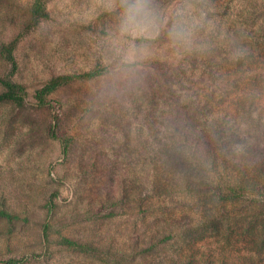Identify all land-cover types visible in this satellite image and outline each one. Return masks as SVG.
<instances>
[{"label": "rangeland", "instance_id": "obj_1", "mask_svg": "<svg viewBox=\"0 0 264 264\" xmlns=\"http://www.w3.org/2000/svg\"><path fill=\"white\" fill-rule=\"evenodd\" d=\"M32 1L0 0V43L19 35ZM254 2L256 11L249 9ZM157 3L168 22L179 10L189 23L183 0ZM229 3L223 16L214 12L208 28L216 22L223 30L235 26L249 35L226 40V50L218 55L224 66L215 67L225 74L219 77L224 82L217 80L205 91L214 96L217 110L239 116L243 104L264 109V30L257 29L262 0ZM48 10L51 19L16 44L13 74L0 57V75L12 74L28 92L22 107L0 103V209L20 217L13 225L0 219V262L45 252L43 227L48 224L52 255L23 264H113L59 245L62 237L130 256L119 264H177V259L264 264V197L212 207L178 190L165 195L169 174L156 172L148 152L152 87L165 83L173 66L186 60L188 44L175 47L167 36L161 44H150L146 57L125 64L113 43L120 11L114 0H52ZM195 22L202 24L200 17ZM97 65L108 66L109 73L51 95L62 104L76 138L63 159L58 141L46 135L54 110L36 107L35 92L53 76ZM255 156L249 155L251 166ZM141 244H146L144 253L137 252Z\"/></svg>", "mask_w": 264, "mask_h": 264}, {"label": "trees", "instance_id": "obj_2", "mask_svg": "<svg viewBox=\"0 0 264 264\" xmlns=\"http://www.w3.org/2000/svg\"><path fill=\"white\" fill-rule=\"evenodd\" d=\"M51 1L33 0L29 18L19 35L9 44L0 43V57L13 68L12 74L18 66L14 54L16 44L43 22L51 19L48 10ZM204 1L206 0H183L191 32L190 42L187 43L189 48L184 51L186 60L180 66L177 64L173 66L170 76H164L165 83H159L158 86L155 84L152 90L149 87L152 99L148 105L153 108L151 120L154 121V125L153 143L148 152L154 157L156 172L169 174L164 189L165 195L178 190L179 194L191 196L203 204L212 203V207H217L220 204L255 201L258 200L257 197H264V109L254 104H243L240 115L235 116L227 111L217 110L211 101L214 96L205 91L206 86L220 81L219 77H225V74L215 67L224 66V61L218 55L226 50L224 44L226 40L232 36L239 41L242 36L249 33L235 26L223 30L222 25L216 22L208 28V20L217 12L216 15L223 16V11L226 10V6L229 7L230 0L224 1L226 6L204 5ZM210 1L215 0H208V3ZM252 7L256 11L259 6L254 2L249 9ZM259 13L263 15L259 17L257 29L263 31L264 0ZM197 17L201 18V25H196ZM171 22H168L169 25ZM193 25L196 27L191 28ZM166 37L165 29L159 38L150 44H161ZM148 63L149 60L140 61L137 65ZM108 73V66L97 65L85 72L53 76L35 92L36 107H50L54 110L46 135L58 141L63 159L69 157L76 138L66 124L62 104L53 100L51 95L63 86L75 82H92ZM12 74L0 75V87L3 89L0 93V103L6 102L22 107L28 98L27 88L15 82ZM250 154H256L253 166L250 165L254 162L249 159ZM0 219L10 225L20 221L17 214L2 209ZM50 229L51 226L48 224L43 227L45 252L1 263L23 264L49 258L52 255L53 244L49 238ZM57 243L71 251L90 254L113 264H119L130 257L68 237H62ZM151 243L149 246L154 249L156 244ZM140 246L143 247L137 252H146L144 247L146 244ZM176 262L193 264L191 261L181 259H177Z\"/></svg>", "mask_w": 264, "mask_h": 264}, {"label": "clouds", "instance_id": "obj_3", "mask_svg": "<svg viewBox=\"0 0 264 264\" xmlns=\"http://www.w3.org/2000/svg\"><path fill=\"white\" fill-rule=\"evenodd\" d=\"M114 3L120 11L113 43L123 63H134L138 58L146 57L150 43L165 29L173 46L190 42L191 32L181 11H177L169 25L157 0H114Z\"/></svg>", "mask_w": 264, "mask_h": 264}, {"label": "water", "instance_id": "obj_4", "mask_svg": "<svg viewBox=\"0 0 264 264\" xmlns=\"http://www.w3.org/2000/svg\"><path fill=\"white\" fill-rule=\"evenodd\" d=\"M0 264H2V263L0 262Z\"/></svg>", "mask_w": 264, "mask_h": 264}]
</instances>
